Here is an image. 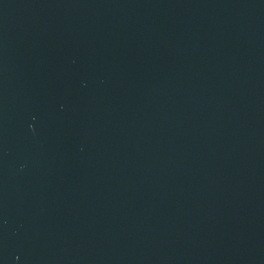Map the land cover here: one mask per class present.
Instances as JSON below:
<instances>
[{
	"label": "water",
	"instance_id": "1",
	"mask_svg": "<svg viewBox=\"0 0 264 264\" xmlns=\"http://www.w3.org/2000/svg\"><path fill=\"white\" fill-rule=\"evenodd\" d=\"M0 264H264V0H0Z\"/></svg>",
	"mask_w": 264,
	"mask_h": 264
}]
</instances>
